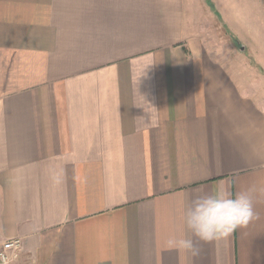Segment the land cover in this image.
I'll return each instance as SVG.
<instances>
[{
	"label": "crops",
	"instance_id": "crops-1",
	"mask_svg": "<svg viewBox=\"0 0 264 264\" xmlns=\"http://www.w3.org/2000/svg\"><path fill=\"white\" fill-rule=\"evenodd\" d=\"M218 187L256 218L169 249ZM14 238L10 264H264V0H0Z\"/></svg>",
	"mask_w": 264,
	"mask_h": 264
},
{
	"label": "clouds",
	"instance_id": "clouds-1",
	"mask_svg": "<svg viewBox=\"0 0 264 264\" xmlns=\"http://www.w3.org/2000/svg\"><path fill=\"white\" fill-rule=\"evenodd\" d=\"M59 182V177H54ZM256 218L251 190L238 192L234 197L223 188L211 194L197 195L184 210V223L191 236L170 237L169 249H182L192 256L199 254L195 240L211 242L228 238L238 228L246 227Z\"/></svg>",
	"mask_w": 264,
	"mask_h": 264
},
{
	"label": "built area",
	"instance_id": "built-area-1",
	"mask_svg": "<svg viewBox=\"0 0 264 264\" xmlns=\"http://www.w3.org/2000/svg\"><path fill=\"white\" fill-rule=\"evenodd\" d=\"M22 242L19 238L7 240L0 244V264H10L20 256Z\"/></svg>",
	"mask_w": 264,
	"mask_h": 264
}]
</instances>
